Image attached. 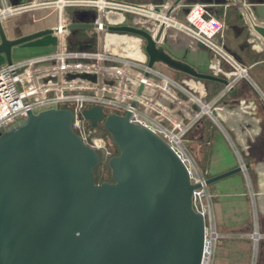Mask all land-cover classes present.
I'll return each instance as SVG.
<instances>
[{
  "label": "water",
  "instance_id": "water-1",
  "mask_svg": "<svg viewBox=\"0 0 264 264\" xmlns=\"http://www.w3.org/2000/svg\"><path fill=\"white\" fill-rule=\"evenodd\" d=\"M181 3L172 0L165 14ZM244 14L248 36L264 42V3L250 4ZM90 15L75 12L66 27L93 29ZM163 26L154 36L130 25L105 27L140 36L149 66L161 62L192 77L227 82L173 57L160 42ZM55 31L8 32L0 23V54L10 63L14 47ZM82 116L100 124L117 147L107 160L110 180H95L100 157L73 130L68 108L28 112L0 131V264H201L205 221L193 208L198 185L181 158L128 113L96 104ZM241 170L238 165L213 174L206 183Z\"/></svg>",
  "mask_w": 264,
  "mask_h": 264
},
{
  "label": "built area",
  "instance_id": "built-area-1",
  "mask_svg": "<svg viewBox=\"0 0 264 264\" xmlns=\"http://www.w3.org/2000/svg\"><path fill=\"white\" fill-rule=\"evenodd\" d=\"M169 4L127 0H27L13 4L0 0V23L6 31L56 30L52 33L56 37L53 50L12 58L0 67V131L28 112L68 108L73 115V130L99 157L102 153L101 160L107 161L114 154L103 129L91 125L82 110L98 104L105 111H109L107 107L121 115L128 113L131 122L143 124L171 146L187 166L191 182L198 185L193 189L192 204L205 221L201 264H213L222 234L214 219L208 176L190 153L187 134L204 114L215 119L211 108H217L218 99L234 89L241 78L252 82L247 68L215 41L223 29L222 22L210 11L217 3H181L175 7L174 16V10L165 14ZM68 6L87 8L96 27L67 28L71 22ZM180 8L183 13L178 16ZM160 24L164 25L160 42L173 57L227 82L214 81L212 85V81L183 73L188 78L184 80L178 71L161 62L149 66L140 36L105 27L130 25L154 36ZM191 52H199L206 68L197 66L200 60H193ZM212 89L216 94L207 99ZM258 93L264 103V93ZM241 108L247 105L243 103ZM238 159L244 169L242 158ZM248 236L255 241L264 238L256 227Z\"/></svg>",
  "mask_w": 264,
  "mask_h": 264
},
{
  "label": "crops",
  "instance_id": "crops-1",
  "mask_svg": "<svg viewBox=\"0 0 264 264\" xmlns=\"http://www.w3.org/2000/svg\"><path fill=\"white\" fill-rule=\"evenodd\" d=\"M7 1L12 3V0ZM127 1L160 4L171 3L172 0ZM238 1L240 3L235 0H183V4L217 3L210 11L222 22L223 29L215 41L237 54L247 69L260 67L257 72L264 75V42L256 43L253 36H248L249 26L244 14V9L250 4L264 3V0ZM75 8L74 13L89 12L87 8ZM182 13L180 8L178 16ZM55 41L54 34H46L20 46L24 45L31 51L41 50L42 53L53 50ZM190 55L193 60H200L197 66L206 68V60L199 58V52H191ZM230 94L235 98L223 101L224 107L217 106V114L213 113L215 119L212 120L218 123L216 130L215 124L207 128L204 125L205 129L195 142L203 149V154L198 156L203 171L210 170L213 175L236 167L239 165L237 155L245 166L241 171L208 185L213 197L216 227L222 234L213 264H264V238L255 241L248 236L255 227L264 234V103L248 97L242 88ZM243 103L247 105L246 109L241 108ZM224 154L227 159L222 162Z\"/></svg>",
  "mask_w": 264,
  "mask_h": 264
},
{
  "label": "rangeland",
  "instance_id": "rangeland-1",
  "mask_svg": "<svg viewBox=\"0 0 264 264\" xmlns=\"http://www.w3.org/2000/svg\"><path fill=\"white\" fill-rule=\"evenodd\" d=\"M145 1H147V0H145ZM76 10V8L74 7V6H68L67 8H66V12H67V14H68V16L69 17H73V14H74V11ZM92 10V9H91ZM230 28V27H229ZM38 52H41V50H36V51H31V50H29V48L28 47H25L24 48V45H22V46H20L19 45V47H14V49H13V51H12V57H13V59H20V58H24V57H27V56H29V55H32V54H34V53H38ZM243 56H245L244 54H242ZM243 56H241V57H243ZM244 60V59H243ZM246 63V62H245ZM5 64V60H4V57L2 56V54H0V67L1 66H3ZM258 68H260V67H256V68H253V67H248V69H247V73H248V75H249V79H250V81L252 82V84H250V83H248L247 82V80L246 79H244V78H241L238 82H237V84H236V86H235V88H234V90L232 89L231 91H229V92H227V93H225L224 94V96L223 97H221V98H219L218 99V102L216 103V105L218 106V107H224V105H223V101H228V100H230V99H232V98H235V97H233L230 93H233V92H235L236 90H239L240 88H242V89H244V93L246 94L247 93V96L248 97H251V98H253L254 100H258V101H261L262 102V100H261V98H260V95H259V93H258V91H261V92H264V75H263V73L262 72H260V73H258L257 72V70H258ZM203 69V68H202ZM178 74H180V76L184 79V80H188V78H187V76H185L182 72H178ZM188 83V81H186V84ZM188 85V84H187ZM189 86V85H188ZM192 88V87H191ZM192 90H195V91H198V90H196V89H194V88H192ZM216 90H213L212 89V93L207 97V99H210L211 97H213L215 94H216V92H215ZM210 97V98H209ZM230 97V98H229ZM243 99H247V100H249L248 98H243ZM242 100V99H241ZM107 110H109V111H115L113 108H107V107H105ZM211 110H212V112L214 113H216L217 114V110H216V108H211ZM216 122V121H215ZM199 123V125L201 126V127H203L204 125H206V127L208 126V125H210V124H215L214 123V121L212 120V118L208 115V114H204L203 115V117H202V119L198 122ZM197 123V124H198ZM202 123V124H201ZM216 124L218 125V123L216 122ZM216 124H215V126H214V130H216ZM98 125H100V124H98ZM193 128V127H192ZM191 128V129H192ZM190 129V131L188 132L189 134H190V136H192V133H190V132H192V130ZM195 132V134H196V137L195 138H197V136H198V134L196 133V130L194 129V131H193V133ZM198 132H199V129H198ZM189 134H187V136L189 135ZM103 135H104V137H105V139H106V141H107V145H108V147L111 149V151H113L114 153H116V148H115V146H114V144L111 142V140H110V138H109V136L107 135V134H104L103 133ZM189 136V137H190ZM195 142L196 141H193V142H189V140H188V143H187V145H188V149H189V151H190V153L192 154V156L194 157V159H195V161H196V163H197V165L199 166V168L201 169V165H200V163L198 162V156H200V155H202L203 153H202V151L201 150H203V149H201L202 147L200 146H198L197 144H195ZM205 151V150H204ZM100 153V152H99ZM113 153V154H114ZM237 157H239V155H237ZM100 158L102 159L103 158V156H102V153H100ZM100 159V160H101ZM227 159V157H225V154L222 156V162L224 161L225 162V160ZM246 159V158H245ZM102 161H104V160H102ZM239 161V160H238ZM202 170V169H201ZM95 172H97V174L99 173V174H103V176L108 180V179H110V170H109V168L108 167H105L104 165H102V164H100L99 165V168L98 167H96V169H95ZM101 172V173H100ZM97 179H98V177H96ZM96 179V180H97ZM98 181V180H97Z\"/></svg>",
  "mask_w": 264,
  "mask_h": 264
},
{
  "label": "trees",
  "instance_id": "trees-1",
  "mask_svg": "<svg viewBox=\"0 0 264 264\" xmlns=\"http://www.w3.org/2000/svg\"><path fill=\"white\" fill-rule=\"evenodd\" d=\"M90 39H91V37H90ZM101 126V125H100ZM208 127V126H207ZM206 127V128H207ZM101 128L103 129V127L101 126ZM193 129V130H192ZM191 130H192V132H190V133H192V136H190V134L187 136V140H189V142H193V141H197V138H198V136H199V134L201 133V131H203L204 129H205V127H201L200 125H199V123L198 124H196V125H194V127L192 128ZM194 129L196 130V133L198 134V136H197V138H195L196 137V134H195V132L193 133V131H194ZM198 129H199V132H198ZM203 129V130H202ZM103 132H104V134H107L108 136H109V138H110V140H111V142L114 144V142L112 141V139H111V137H110V135H109V133L108 132H106L104 129H103ZM190 136V137H189ZM114 146H115V148H116V150H117V147H116V145L114 144ZM114 153V152H113ZM116 153H117V151H116ZM116 153H114V154H116ZM100 164H102V165H104L105 167H108L107 166V161H102V160H100V163L96 166V167H98L99 168V165ZM96 167L94 168V174H95V180L97 179L96 177H98V181L97 182H100V181H102V180H107L104 176H103V174H97V172H95V169H96ZM101 173V172H100ZM212 172L209 170V171H206V174H207V176H211L212 174H211ZM108 180H110V179H108Z\"/></svg>",
  "mask_w": 264,
  "mask_h": 264
}]
</instances>
